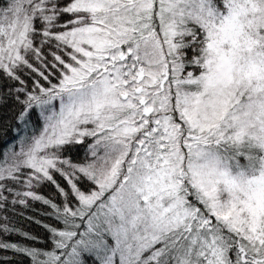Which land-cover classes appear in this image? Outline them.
Returning <instances> with one entry per match:
<instances>
[{"label":"snow or ice","instance_id":"6c2138e0","mask_svg":"<svg viewBox=\"0 0 264 264\" xmlns=\"http://www.w3.org/2000/svg\"><path fill=\"white\" fill-rule=\"evenodd\" d=\"M5 110L0 264H264V0H0Z\"/></svg>","mask_w":264,"mask_h":264},{"label":"trees","instance_id":"16d2710c","mask_svg":"<svg viewBox=\"0 0 264 264\" xmlns=\"http://www.w3.org/2000/svg\"><path fill=\"white\" fill-rule=\"evenodd\" d=\"M3 114H6V110L5 112L0 113V115H3ZM41 191H42V194L46 196L51 195L52 193V190L48 187L43 188ZM33 207L36 210L35 211L31 209L25 210V215L34 216L37 219L44 220L45 222H47V218L40 214L44 210V207L39 203H36L35 205H33ZM15 222H16V227L21 228L23 231L29 232L33 235L39 236L42 240L44 239L46 234L40 225L32 221H29L23 217H17ZM5 239L12 241V242H18L21 244H25V245H30L33 243L32 241L22 239L18 235L8 236V237H5ZM38 246H43V245H38ZM13 264H28V261L26 258H17L16 260L13 261Z\"/></svg>","mask_w":264,"mask_h":264}]
</instances>
